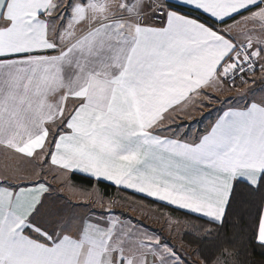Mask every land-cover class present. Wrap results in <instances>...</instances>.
<instances>
[{
  "label": "snow or ice",
  "instance_id": "6c2138e0",
  "mask_svg": "<svg viewBox=\"0 0 264 264\" xmlns=\"http://www.w3.org/2000/svg\"><path fill=\"white\" fill-rule=\"evenodd\" d=\"M104 182L195 221L182 248L113 211ZM256 249L264 0H0V264H256Z\"/></svg>",
  "mask_w": 264,
  "mask_h": 264
},
{
  "label": "crops",
  "instance_id": "0c3cea01",
  "mask_svg": "<svg viewBox=\"0 0 264 264\" xmlns=\"http://www.w3.org/2000/svg\"><path fill=\"white\" fill-rule=\"evenodd\" d=\"M258 90H259V89H258ZM219 98L223 99L224 97H219ZM218 107H219L218 105H211L209 109H204L203 111H204L205 115L207 116V113H206V112H209V111H211L212 109H216V108H218ZM215 114H216L215 112H212V116H211V117H207V118H205L200 124L193 125V127H194V128L199 127V128L202 130L204 127L207 126L209 119L214 118ZM195 118H196V119L200 118V114H199V113H196V114H195ZM185 123H189V121L186 120ZM104 183L108 184L107 182H104ZM53 186L55 187L56 185H53ZM93 188H96V186H92V187L89 188L88 190H92ZM97 190L99 191V189H97ZM99 192H100V191H99ZM61 194H62V195H67L66 193H61ZM122 198H123L122 201H127V204H122V203H121L122 205H125V206H126V205L139 206V204H136V203L133 202V201H130V200H127V199L124 200V197H122ZM105 199H113V200H116V201H117V202H116V206H115L112 210L115 211V212H117V213H122V212L119 211V209H117V206H118V205L120 206L118 199L114 198V196H111V197H105ZM117 204H118V205H117ZM126 209H128L129 212H130V211H131V212H134V211L131 210L129 207L126 208ZM96 210H97V211L101 210V209L99 208L98 205L96 206ZM149 211L152 212V214H155L154 211H151V210H149ZM147 212H148V211H147ZM147 212H146L145 209H144V213H143V214H145V217H144L143 219H139V218L133 217V216L130 215V214H126V213H125V214L123 213V214L126 215V216H130L133 220H136V221H139L140 223H143V224H144L146 227H148V228H151V229H154V230H156V231H159V232L161 233V235L164 237L165 240H167L169 243L173 244L178 250H180V249L182 248V244H181V234H182V231H183V229L181 228V226H180L179 228H175V227H174L173 234H170L169 230H168L167 228L164 227L165 219L162 220V217H163L162 214H158L159 216H157V217H156V215H152V218H153L154 220H157V221L151 223V221L149 222V220H150L149 217H150V216L148 215L149 213H147ZM147 215H148V218H147ZM165 218H169V215L166 214V217H165ZM171 218L177 220L176 218H174V217H172V216H171ZM153 219H152V221H153ZM146 221H147L149 224H147ZM160 225H161V226H160Z\"/></svg>",
  "mask_w": 264,
  "mask_h": 264
},
{
  "label": "trees",
  "instance_id": "16d2710c",
  "mask_svg": "<svg viewBox=\"0 0 264 264\" xmlns=\"http://www.w3.org/2000/svg\"><path fill=\"white\" fill-rule=\"evenodd\" d=\"M76 184L78 187H83L86 189L91 188L92 186H96L95 181H92L91 183L89 182L88 178L86 177H77L76 178ZM97 187V186H96ZM98 189L101 193H105L106 196L105 197H111V196H115L116 194L120 197H124V199L130 200L135 202L136 204H139L145 208H147L148 210L154 211V212H159L158 214H168L169 216H172L174 218H176L177 220L180 221L181 224V228L183 229L181 236L183 235V233L185 231H189L188 228L185 227V225H187L188 223H195V221H191L190 218L184 217L182 215L179 214V212H173L171 211V209L169 208H162V207H158L156 205H154L153 203H151L148 200H141V199H133L132 196L130 195H126L125 193L122 192H117L116 189L112 186H109L106 183H102L98 186ZM188 237H184V243H187ZM253 261L256 262V264H261V261L264 260V257L261 256V252L259 249H256L255 254H253L250 257Z\"/></svg>",
  "mask_w": 264,
  "mask_h": 264
},
{
  "label": "rangeland",
  "instance_id": "374dc122",
  "mask_svg": "<svg viewBox=\"0 0 264 264\" xmlns=\"http://www.w3.org/2000/svg\"><path fill=\"white\" fill-rule=\"evenodd\" d=\"M221 99V98H220ZM224 99V98H223ZM214 112V111H213ZM206 113H208V112H206ZM198 119H200V118H198ZM114 198H118V201H119V204H120V206L118 205L117 206V209H119V211L120 212H122V213H126V214H130V215H132L133 217H136V218H139V219H143L144 217H145V214H143L144 213V209H145V211L147 212V213H149L148 215L150 216L149 218H150V220H149V222L151 221V223L152 222H156L157 220H154L153 218H152V215H156V217L157 216H159L158 215V213L159 212H155V214H152V212H150L147 208H145V207H143V206H141V205H139V206H135L136 207V209L137 210H135L134 212H129V210L128 209H126V208H128V205H122L121 204V201L123 200V198L122 197H120V196H118L117 194L114 196ZM125 200V199H124ZM148 215H147V218H148ZM163 215V218H165L166 217V214L165 213H163L162 214ZM162 218V220H164ZM152 219H153V221H152ZM147 222V221H146ZM147 224H149L148 222H147ZM161 226V225H160Z\"/></svg>",
  "mask_w": 264,
  "mask_h": 264
}]
</instances>
